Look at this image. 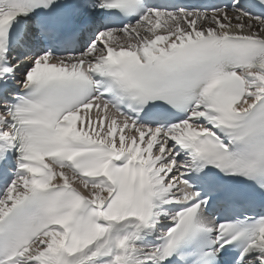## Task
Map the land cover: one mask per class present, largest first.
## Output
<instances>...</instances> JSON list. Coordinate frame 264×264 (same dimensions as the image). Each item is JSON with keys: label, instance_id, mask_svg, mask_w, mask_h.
I'll use <instances>...</instances> for the list:
<instances>
[{"label": "snow or ice", "instance_id": "obj_1", "mask_svg": "<svg viewBox=\"0 0 264 264\" xmlns=\"http://www.w3.org/2000/svg\"><path fill=\"white\" fill-rule=\"evenodd\" d=\"M0 264H264V0H0Z\"/></svg>", "mask_w": 264, "mask_h": 264}]
</instances>
